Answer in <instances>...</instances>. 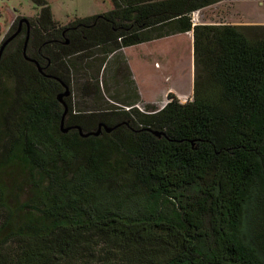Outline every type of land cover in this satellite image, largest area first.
I'll use <instances>...</instances> for the list:
<instances>
[{"label":"trees","instance_id":"trees-1","mask_svg":"<svg viewBox=\"0 0 264 264\" xmlns=\"http://www.w3.org/2000/svg\"><path fill=\"white\" fill-rule=\"evenodd\" d=\"M32 1L0 61V264H264V37L194 24L222 0H110L65 26ZM190 32L191 99L144 102L124 50Z\"/></svg>","mask_w":264,"mask_h":264},{"label":"rangeland","instance_id":"rangeland-1","mask_svg":"<svg viewBox=\"0 0 264 264\" xmlns=\"http://www.w3.org/2000/svg\"><path fill=\"white\" fill-rule=\"evenodd\" d=\"M46 1L51 7L54 19L61 26L67 25L75 18L98 16L112 9V3L110 0ZM38 11L39 9L37 5L32 0H0V45L9 34L14 20H16L18 17L27 19L34 18L38 14ZM192 19L194 24H232L242 28V31L249 37L259 39L264 37V0H222L216 5L195 13L192 16ZM192 40L193 38L190 36L189 43L188 37L184 36L183 38L177 37L175 39L169 40L168 42L154 45V47L157 49H167L168 51H173V53H170L169 60L166 61V68L164 69H162L160 62L159 65H155L152 60V64H154L153 66L156 68V70H154L155 75L153 80L143 78L144 80L142 81V79H137L138 81H136V84L138 85V83H142L141 85H144L145 87H152L158 93H160L159 102L156 104L157 108H161L169 101V94H174L182 103H185L186 99L187 101L191 99L190 97L192 94L189 97L177 96V93L173 92L172 90H168L166 84L171 85L172 83V86L183 87L184 91L188 92L193 90L194 66ZM181 42L183 43L182 47L180 45ZM137 53L138 51H136L135 48H132L127 50L125 53L123 52V56H126L128 62L130 61L135 65L140 78L144 75L146 67L142 63L144 54H141L140 58L142 60L140 59V61H137L140 56V54ZM179 56L182 58L180 63L178 62ZM158 58L161 59L160 57ZM113 59L114 58H112L111 61H113ZM125 80L127 79L123 78L121 81L124 85L126 83ZM187 81L188 83H186ZM128 83L130 85V81H128ZM124 85L121 87L119 85L117 87L120 92L127 88V86ZM129 89L130 91H133L132 86L129 87ZM74 97L77 96L75 95ZM129 101H131L130 98ZM91 105L92 104H87V106ZM139 106L144 108L145 105L139 104Z\"/></svg>","mask_w":264,"mask_h":264},{"label":"crops","instance_id":"crops-1","mask_svg":"<svg viewBox=\"0 0 264 264\" xmlns=\"http://www.w3.org/2000/svg\"><path fill=\"white\" fill-rule=\"evenodd\" d=\"M184 36L188 37V40H189V43H190V36L192 38V33L191 32L190 33H186V34H178V35H175V36H172V37H168V38H164V39H161V40H156V41H153V42H149V43H145V44H141V45L132 47V48H135L136 51H138L137 54H140L139 59H137V61H140L141 54L142 53L144 54V58H143V60L142 59L141 60H142V63L144 64V66L146 67L145 68L146 71H145L144 75L139 78V75H138L139 73H138L135 65L133 63H131L130 61L128 62L129 66H130V69L133 72L134 80L138 81L137 79H139V80L142 79V81H143L146 78L150 79V80H153V77L155 75L154 70H156L155 66H153V65L154 64L155 65L156 64L159 65V62L162 65V69L166 68L165 67L166 61L169 60L170 53H173V51H168L167 49L165 50V49H162V48L157 49L156 47H154L155 44L165 43V42H168L169 40L175 39L177 37L178 38H183ZM192 42H193V40H192ZM180 45L182 47L183 43L181 42ZM132 48H129V49H132ZM129 49H125L124 52H126ZM192 49H193V46H192ZM158 57H160L161 59H159ZM180 58L181 57L179 56V60H178L179 63H180V61H182V58H181V60H180ZM150 60H151V62H150ZM152 60H153L154 64H152ZM189 61H190V56H189ZM180 74H181V72H180ZM188 81L186 83H188ZM141 84L142 83H140V84L138 83L137 87H138L139 95L142 98V100L144 102H146V103L156 105L157 102H159L160 93H158L152 87H149V86L145 87L144 85H141ZM166 86L168 87V90H172L173 92L177 93V96H180V97L181 96H188L189 97L191 94H193V90L191 92L190 91L189 92L188 91H184L183 87H179V86H175L174 87V86H172V83H171V85H167L166 84ZM187 87H188V85H187Z\"/></svg>","mask_w":264,"mask_h":264},{"label":"water","instance_id":"water-1","mask_svg":"<svg viewBox=\"0 0 264 264\" xmlns=\"http://www.w3.org/2000/svg\"><path fill=\"white\" fill-rule=\"evenodd\" d=\"M24 24L26 25V28H27V38H26V44H27V41H28V38H29L28 36H29V31H30V24H29L28 19L24 18V19L20 20L18 30L13 35H11L8 39H6V41H4L2 43V45L0 47V61L2 59V56H3V53L5 51L6 46L21 32ZM39 71H41L40 68H39ZM69 95H70V91H69V89L67 87H65V91L63 93L59 94L58 97H57V100L64 106V113H63L62 120H61V129H62L63 133H68L71 130V128H67L65 126V123H64L65 117H66V115L68 113V108L66 106L64 98L68 97ZM115 128L116 127L109 128L106 125H100L96 132H92V133H89V134H83L81 132V130H80V133H81V135L83 137L87 138V137H90V136H98V135H100L102 130H105L107 133H110ZM154 134L158 138H161V134L160 133L155 132Z\"/></svg>","mask_w":264,"mask_h":264}]
</instances>
